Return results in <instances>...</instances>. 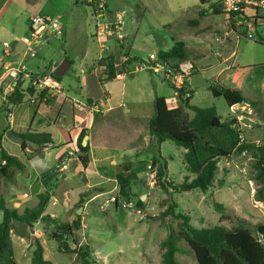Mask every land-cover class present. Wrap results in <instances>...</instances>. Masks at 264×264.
I'll return each instance as SVG.
<instances>
[{
  "label": "rangeland",
  "instance_id": "1",
  "mask_svg": "<svg viewBox=\"0 0 264 264\" xmlns=\"http://www.w3.org/2000/svg\"><path fill=\"white\" fill-rule=\"evenodd\" d=\"M108 1L113 10H117L120 3H123L122 6H126L128 10L129 6L136 9L134 14L124 15L125 33H138L143 37L149 34L148 38L151 40V36L156 32L165 38L167 47L172 44V38L183 40L182 38L189 37V34L185 32H190L193 36L204 30L208 24L212 25V30L223 34L224 39L226 36L229 37L232 46H229L227 50L236 54L230 60L235 70H229L226 73H219L220 69L212 70V79L207 75L192 77L193 88L197 89L192 104L199 108L215 107L223 121L237 122L236 117L243 115L245 119L239 131L242 141L256 145L264 143V6L258 8L259 17L258 27H255V38L248 39L243 35V32H246L245 28L240 27V30L237 28L236 33L227 28V16L224 14L204 20L199 28L191 27L188 22L197 18V8H190L189 12L182 14L177 9L178 0H170L168 6L153 1L151 6H147L153 19L145 12V2L142 0ZM253 1L260 3L262 0ZM92 3L98 6L100 2L96 0ZM92 3L89 0H0V55H3V44L12 41V34L26 33L31 18L39 14L61 18L58 38L52 39L48 47L42 44L36 47L39 51V58L49 51V55L54 57L57 64L69 61L74 64V67L76 66V70L83 63L97 65L99 60L96 59L101 51V44L96 39L99 37L97 35L99 27L97 12L91 6ZM106 9L108 10V7ZM96 22V34H94L96 36L94 37L92 32ZM160 24L166 27L163 29L159 27ZM112 34L114 37L118 36V32ZM206 35L211 37L210 42L213 44L212 34L207 32ZM204 36L203 34L198 35V38L202 39ZM162 46L160 44L156 50L164 49L165 47ZM208 49L205 55L212 57V65L217 58L222 62L223 59L219 57L218 49L211 47ZM197 54L196 51L190 52L189 59L199 67L200 65L194 60ZM56 63L53 65H57ZM182 69L187 70L185 63ZM72 73L73 71L70 70L63 80L71 81ZM42 74L45 76L49 73ZM92 74L98 75L97 71H93ZM92 79L91 77L90 81ZM206 80L212 84L219 82L230 88H238L237 90L241 91L246 99L255 102L256 105L245 104L231 111L223 98H215L212 93L204 89L203 85ZM30 85L31 83L28 87ZM165 88L170 93L167 85ZM185 152L184 148L176 146L171 141L163 144L162 154L165 161L160 160L161 164L158 159L152 160V168L157 175L155 186H151L146 163L135 166L133 171L135 178L130 181L132 197L127 198L134 203V210L121 207L116 210L113 203H106L112 197L124 199L120 189L111 196L107 191L93 203L91 214L84 222L82 220L81 231L77 234L79 245L88 250L86 262L79 260L75 254L59 252V242L50 239L49 235L43 231L44 224L39 222L33 228L14 226L12 241L18 264H31L35 249L34 242L37 239L43 242L45 258L53 264H162L161 243L170 232L168 227L178 231L176 220L170 217L161 218L171 204H176V213L189 215L194 227L210 228L222 224L228 228H236L245 223V226L252 228L257 234V226L264 227V202L257 200V187L252 181L254 160L251 155H236L229 161L222 160L214 185L208 193L200 190L177 193L170 185L183 183L187 175H190L183 162ZM165 163L168 164V171L159 175L164 165H167ZM191 177L194 176L191 175ZM145 195L146 198L142 199ZM140 200L142 205L138 206ZM217 203L223 205L224 212L216 210L215 204ZM79 205L80 203L77 207ZM136 208L143 211L142 215L135 211ZM75 210L76 208L66 215L67 223L73 222V217L76 216ZM58 216L60 220H64V215ZM1 219L2 214L0 213V222ZM33 237L36 239L34 240ZM178 245L180 248V253L177 255L179 264H197L189 246L185 242H180Z\"/></svg>",
  "mask_w": 264,
  "mask_h": 264
},
{
  "label": "crops",
  "instance_id": "2",
  "mask_svg": "<svg viewBox=\"0 0 264 264\" xmlns=\"http://www.w3.org/2000/svg\"><path fill=\"white\" fill-rule=\"evenodd\" d=\"M103 1L110 10V18L117 11H122L125 16L136 12L132 6H129V10L126 6H122L123 3L118 4L120 6L117 10H113L108 0ZM142 1L145 2V12L152 19L151 11L147 9V6H151L153 1L161 2L167 6L170 2V0ZM249 1L252 4L245 7L241 15L242 18L237 17L230 20L229 15L222 11V14L227 16V28L230 31L236 33L237 28L240 30L243 17L249 18L254 26L258 27V8L263 7L264 0L260 3ZM177 4L179 5L177 9L182 14L187 13L190 8H197V18L188 22L191 27L199 28L204 20L212 16H219L213 14V8L211 10L203 6L202 0H193L192 2L191 0H178ZM202 12L205 13L203 16L200 15ZM106 21L105 18L97 20L99 25L105 24ZM195 21L198 22L197 25H192ZM97 22L94 24L92 32L94 37L96 36L94 34H96ZM30 24L26 33L12 34V41L5 42L10 45V50L5 48L4 43L3 55H0V145L9 155L18 158L25 166L23 171L17 168L10 169L7 173L11 179L4 178L1 189L7 203L23 212L26 208L35 207L38 204V195L45 191L41 180L42 174L50 170H57L59 173L58 183L47 213L51 217L67 223L66 215L74 208H76L77 215L79 210L77 205L82 202L81 207L84 210L80 217L84 222L91 214L94 202L107 191L110 196L118 192L119 186L116 177L123 165H129L133 173L138 164L146 163L148 171L149 166L153 163L152 160H164L162 154L164 143L158 146L157 140L151 135L149 128L151 118L155 114L154 101L156 96L164 97L169 108H177L180 102L168 83L148 72L132 70L112 82L101 84L100 73L94 75L93 71L87 72V69L94 66L95 63L80 64L76 70V66L74 67V64L70 62L66 74L72 70V80L68 82L63 80L62 83H59L60 89L50 95V99H53L52 104L48 105L45 101L32 103L27 96L22 104L9 109L3 95V84L9 81L6 67L25 68L26 76L22 77L25 90L30 84V77L33 78L45 72L54 73L62 65L61 62L57 64L46 49L47 53H42L43 55L39 58V51L36 47L40 45L29 46L24 42V39L30 34ZM159 27L164 29L166 25L160 24ZM212 31H214L212 25L208 24L204 30L193 34V36L190 32H185L189 34L188 38H182L183 40L172 38V44L168 47L165 38L156 32L152 35L154 40L148 38L149 34L143 37L138 33L128 34L125 32H123V39H127L126 43H130L133 56L142 59L152 53L169 51L175 41L184 42L188 53L196 51L198 54L194 60L200 66L197 67L190 59L185 62L187 73L193 68L191 63L195 65V70H192L195 74L188 78V87L194 92L191 98V105H193L192 101L197 94V89L193 88L192 77L207 75L212 79V70L220 69L219 73L235 70L230 60L236 54L227 50L229 46H232V41L227 36L224 39L223 34L217 30ZM207 32L212 34L213 44L210 42L211 37L206 35ZM202 34L205 36L199 39L198 35ZM58 36L59 31L51 33L46 44L42 45L48 47L52 39H56ZM217 38H220L219 41ZM96 39L101 44V51L96 60L120 52L119 44L112 33L96 37ZM117 39L119 40V35ZM217 42H222V44ZM160 44L165 48L158 51L156 47ZM208 47L218 49L219 57L223 59L222 62L217 58L215 59L217 61L212 65V57L205 55L209 50ZM55 63L57 65L54 66ZM91 77L92 81H90ZM211 84L206 80L203 85L210 94ZM165 85L169 87L170 93L166 90ZM235 108L238 107L231 108V111ZM83 130L87 132L90 146V163L87 167L82 165L77 154V142ZM9 131H13L17 136L27 133H48L53 139V144L44 149L43 156H38L35 146L29 144L24 150L21 144L23 141L8 136ZM153 154L159 155V157ZM0 163H2L1 159ZM160 163L162 164L161 161ZM64 166L67 168L65 169ZM168 168L167 164V171ZM145 198L146 195L142 197V199ZM113 205L116 210L119 208L115 204ZM51 208L52 211H50ZM58 215H64V220H60ZM75 217H73V221Z\"/></svg>",
  "mask_w": 264,
  "mask_h": 264
},
{
  "label": "trees",
  "instance_id": "3",
  "mask_svg": "<svg viewBox=\"0 0 264 264\" xmlns=\"http://www.w3.org/2000/svg\"><path fill=\"white\" fill-rule=\"evenodd\" d=\"M91 6L97 12V4L92 3ZM212 8L214 15L222 14V9L218 5H213ZM108 12L109 18L110 10ZM204 14L203 12L200 13L201 16ZM197 23L195 21L192 25H197ZM243 35H246V32H243ZM115 39L119 44L120 52L100 59L97 65L87 69V72L97 71L100 73L101 84L114 81L118 75L128 74L143 60L138 56H133L130 43H126L127 39L119 41L117 36ZM158 55L162 60L173 62L180 70H182L183 63L189 61L186 44L181 41H175L169 51H160ZM191 64L193 68L187 73L188 78L195 74L192 71L195 70V65ZM38 76H44V74ZM52 76L59 83H62L64 76L57 77L54 73ZM209 90L215 98H223L230 109L245 104L256 105L255 102L246 99L241 91L219 82L211 84ZM34 93L35 90L31 86L24 90L21 80L10 98V102L18 106L23 103L25 97L28 96L30 99ZM46 93H40L41 101L44 100ZM190 94L191 96L185 99V93L182 92L177 108H169L166 98L156 96L154 101L155 114L149 125L150 133L157 140L158 146L171 141L186 151L183 162L190 175H187L183 183L175 186L170 185L171 188L177 193L194 190L208 193L214 185L222 160L229 161L236 155L247 154L251 155L254 160L252 181L257 187V200L264 202V143L256 145L242 141L240 133L233 128L235 121H223L215 107L199 108L191 105L194 92L190 90ZM52 102L53 99L46 101L48 105ZM18 136L24 139L21 143L24 150L29 146L28 142L34 143L38 156H43L44 149L53 144V139L48 133H27ZM89 152L88 135L83 130L77 142V154L84 167L90 163ZM0 159L2 161L0 163V213L2 214L0 222V264H18L12 241L14 226L33 228L39 222L44 224L43 231L49 235V238L59 242V252L75 254L79 260L86 262L88 250L79 245L77 239V234L82 228V217L78 221L66 223L51 217L47 213L57 187L58 171L50 170L42 174L41 180L45 191L38 195V204L20 212L7 203L1 187L3 178L11 179L7 173L10 169L17 168L23 171L25 166L18 158L9 155L1 145ZM164 172H167V165H164L159 175ZM191 175L194 176L192 179ZM134 178L135 175L131 172L129 165H123L117 174V183L124 200L129 201L127 198L132 197L130 181ZM82 205L83 203L80 202L78 208ZM141 205L142 201L140 200L138 206ZM215 208L221 213L225 211L223 205L218 203L215 204ZM176 209V204H171L161 215L162 219L170 217L178 222V231L168 227L170 232L161 243L162 264H179L177 255L180 253L178 245L180 242H185L189 246L197 264H264L263 226H257V234L252 228L245 226V223L236 228H228L222 224L210 228H197L191 224L192 218L189 215L176 213ZM70 241H72V245H70ZM34 247L31 264H53L45 258V249L39 239L35 240Z\"/></svg>",
  "mask_w": 264,
  "mask_h": 264
},
{
  "label": "built area",
  "instance_id": "4",
  "mask_svg": "<svg viewBox=\"0 0 264 264\" xmlns=\"http://www.w3.org/2000/svg\"><path fill=\"white\" fill-rule=\"evenodd\" d=\"M89 1L92 3L96 0ZM99 2L100 3L97 6L98 14L96 15V17L105 18L107 21L105 24L102 25H99L98 23L99 29L97 35H99V37H102L107 33L118 32L119 38L123 39L124 13L122 11H117L113 14L112 18H108L109 12L106 9V3L102 0H99ZM251 4L252 3L249 0H204L202 5L211 10L213 5H218L224 13L229 15L231 20L237 17L242 18L241 15L245 7ZM262 4L264 6V2ZM60 20V17L51 18L49 16L42 15H36L32 17L30 24V34L27 38L24 39V42L29 46H32L33 44H46L47 39L51 33L60 31ZM241 26L246 29L245 36L248 39L255 38V26L251 20L246 17H243ZM4 46L8 51L10 50V45L8 43H5ZM133 71L148 72L153 76L163 79V81H165L171 86L175 96L178 99L181 96L182 92L185 93V99H188L191 96L190 89L188 87L187 71H185L184 69H178L170 60L160 59L159 55L156 53H152L148 57L141 60L135 66ZM6 72L9 81L3 84V95L4 100L8 105V108L13 109L15 105L10 102V98L15 93L16 87L18 86V83L22 80V77L26 76V71L24 67H20L18 69L6 67ZM121 76L122 75H118V77ZM30 83V86L35 90V93L30 96V101L32 103H37L41 101L39 98L40 93L47 92L44 100H42L46 102L52 93L60 89V84L56 79L53 78L52 73L46 76H37L34 78L30 77ZM236 118L237 122L234 123L233 128L235 130H238L239 132L241 130V125L243 124L245 118L243 115H238ZM64 167L65 169L67 168L66 166ZM148 173L150 176L151 186H155L157 175L155 174V171L152 168V164L148 168ZM108 203H113L116 206L126 210H134L135 208L134 203H132L131 201H127L118 197H112L111 200L108 201ZM135 211L140 215H142L143 213V211L138 208H136Z\"/></svg>",
  "mask_w": 264,
  "mask_h": 264
},
{
  "label": "water",
  "instance_id": "5",
  "mask_svg": "<svg viewBox=\"0 0 264 264\" xmlns=\"http://www.w3.org/2000/svg\"><path fill=\"white\" fill-rule=\"evenodd\" d=\"M151 40H154V36H151ZM70 67V62L69 61H65L55 72H54V74H55V76H57V77H63V76H65V74H66V72H67V70H68V68ZM8 136H10V137H12V138H14V139H16V140H19V141H23L24 139L23 138H21V137H19V136H17L13 131H9L8 132ZM30 145H33V146H35V144L34 143H32V142H28ZM130 190L128 189V192H129ZM83 210H84V208L83 207H80L79 208V210L77 211V215H76V217H75V221H78L79 219H80V216L82 215V212H83ZM33 239L35 240L36 239V237H33Z\"/></svg>",
  "mask_w": 264,
  "mask_h": 264
}]
</instances>
